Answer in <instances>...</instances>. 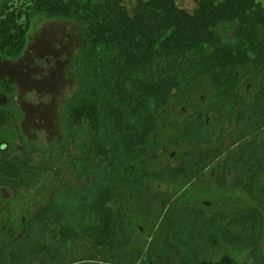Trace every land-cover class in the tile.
Wrapping results in <instances>:
<instances>
[{
    "label": "trees",
    "instance_id": "trees-1",
    "mask_svg": "<svg viewBox=\"0 0 264 264\" xmlns=\"http://www.w3.org/2000/svg\"><path fill=\"white\" fill-rule=\"evenodd\" d=\"M38 18L84 44L59 143L0 105V264H264V0H13L0 52Z\"/></svg>",
    "mask_w": 264,
    "mask_h": 264
},
{
    "label": "rangeland",
    "instance_id": "rangeland-1",
    "mask_svg": "<svg viewBox=\"0 0 264 264\" xmlns=\"http://www.w3.org/2000/svg\"><path fill=\"white\" fill-rule=\"evenodd\" d=\"M198 1L177 0L190 11ZM83 44L77 22L38 18L30 24L23 54L0 59V105L6 101L4 96L12 97L27 140L41 144L63 140L62 108L76 86L72 59ZM8 81L13 86L11 93L4 88Z\"/></svg>",
    "mask_w": 264,
    "mask_h": 264
},
{
    "label": "flooded vegetation",
    "instance_id": "flooded-vegetation-1",
    "mask_svg": "<svg viewBox=\"0 0 264 264\" xmlns=\"http://www.w3.org/2000/svg\"><path fill=\"white\" fill-rule=\"evenodd\" d=\"M9 2V3H8ZM13 2V0H1L0 1V4H2V3H4V7H5V5H8V4H11ZM5 10H4V19H5V17H6V14H5ZM26 48V47H25ZM25 50V49H24ZM23 54V53H22ZM20 56V55H19ZM10 57H12V56H8V55H6L5 53L3 54L2 52H0V59L2 60V59H5V58H10ZM17 57V56H16ZM12 58H14V57H12Z\"/></svg>",
    "mask_w": 264,
    "mask_h": 264
}]
</instances>
